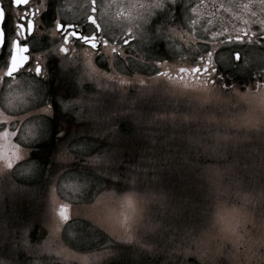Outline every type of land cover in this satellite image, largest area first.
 Returning a JSON list of instances; mask_svg holds the SVG:
<instances>
[{"label":"rangeland","instance_id":"1","mask_svg":"<svg viewBox=\"0 0 264 264\" xmlns=\"http://www.w3.org/2000/svg\"><path fill=\"white\" fill-rule=\"evenodd\" d=\"M233 4L240 19L235 15L227 26L264 33L262 0H229ZM115 8L134 11L138 4L122 0ZM145 21L103 19L111 31L135 36L136 50L122 51L118 58L110 50L98 57L80 51L62 58L58 75L76 88H69L76 93L63 99L62 108L82 119L89 132L88 138L65 146L57 158L65 167L49 174L41 191L29 184L39 176L29 154L51 128L56 101L50 83L26 72L0 80V264H186L176 256L201 264H264V42L241 46L234 66L230 50L215 43L222 31L214 29L213 21V58L224 68L217 79L237 77L247 85L225 87L223 80L198 84L173 77L188 54L185 44L175 47L174 58L163 57L161 69L167 75L147 69L156 57L140 53L149 48ZM198 22L191 19L188 27L180 26L179 41L185 42L186 31L203 34ZM44 44L36 40L34 47L40 50ZM89 61L98 68L92 79ZM120 79L128 83L122 85ZM60 98L56 96L58 103ZM185 125L193 133L188 141L179 134ZM162 134L172 137L168 146ZM212 144L209 158L220 182L216 201L207 220L190 229L185 224L192 226L193 207L189 211L183 203L175 205L181 199L170 181L175 170L163 180L162 165L193 166L191 155L179 156L175 147L205 146L207 151ZM71 151L88 155L80 163L95 175L70 169L77 162ZM200 180L194 197L206 190V180ZM24 209L27 220L20 216ZM186 210L179 225L184 230L173 239L178 232L175 215ZM166 243L174 255L162 257Z\"/></svg>","mask_w":264,"mask_h":264},{"label":"flooded vegetation","instance_id":"2","mask_svg":"<svg viewBox=\"0 0 264 264\" xmlns=\"http://www.w3.org/2000/svg\"><path fill=\"white\" fill-rule=\"evenodd\" d=\"M121 1L122 0H94L93 3V0H31L29 8L36 10V15L33 17L36 23V30L34 31L33 36L29 38L30 47L33 50V69H22L20 74L26 72L37 77L34 72V66L38 63L43 69V74L38 78L47 80L51 83L53 75L52 70L55 65L60 68V63L63 57L73 58L80 51H85L89 55L95 57H98L103 53H108L110 49L102 47L101 50L97 52L88 48L86 45L75 42L70 45L71 50L67 55L60 53L59 51L63 37L56 31L55 23L57 21L73 23L79 27L80 31L91 32L93 26L87 20V17L90 15L93 16L100 25L99 35L101 38L107 40L109 45L117 46L118 49H121V52L136 50V48H134L136 37H130L131 46L124 45L122 40L125 36L119 34L121 33V30L113 28V31H111L112 29L109 27L106 28L103 24V19H146L143 27L144 33H152L154 36L150 38L149 34L146 38V40H149V48H144L143 52L138 51L141 55H144L145 51H147L150 54L148 56L156 57L153 63L146 64L147 69L149 68L155 71H157L158 68L161 69L163 65L159 60L164 61L163 57H168L169 59L174 58L175 47H180L181 44L186 45L183 48V51L189 55H184V64L179 67H191L195 66L202 59L207 60V52L211 51L213 54V45L211 43L212 41H210L213 33V21L216 23L214 29H220L222 31L218 33L219 41H215V43L221 44L222 46H225L224 48L230 50L233 54L234 64H232L234 66L235 64H239V61H236L234 57L236 53H239L241 56L239 50L241 46L243 47L253 44L254 41L258 44L264 42L263 32L253 33L248 30H240L237 27L232 29L230 26H227L228 22L233 23L230 19H235V15H237L236 19H240L237 5L233 4L232 6H229V0H133L138 4V8L134 11L130 10L132 13L124 9L116 10L115 4ZM0 5L5 8V28L6 31L11 34L13 21L18 19L20 14L19 9L13 7L11 0H0ZM93 8H95V11H93ZM191 19H197V21H199L198 27L204 30V33L194 35L186 31L187 36L183 38L186 43L183 41L181 42L179 41L178 29L183 25L188 27V22L191 21ZM159 29L161 30L160 32L158 31ZM165 29H168L167 33L164 32ZM245 33L247 34L245 35ZM236 36H242V42H237L235 40ZM229 37L232 38L231 42H228ZM151 39H154L155 41H150ZM36 40L44 42V46H46L37 50L34 47V42ZM169 44H171V48L169 47ZM192 44L194 47H191ZM188 46L191 48V54L187 51L190 49ZM51 56L52 58L50 59ZM8 58L7 52L0 55V72H2L0 80L2 82L4 80H9V78L4 75L7 71ZM212 63L215 65L217 72H224L223 66L219 67L216 64L213 55ZM165 72H168V70ZM218 76L222 77V75ZM173 77L180 79L178 73L174 74ZM183 79L196 81L198 84L209 83L202 82L203 77L196 78L188 74H185ZM56 104L61 107V109L65 110L62 108L63 99L60 98L59 103L56 101ZM77 120L80 122L82 119ZM81 122H83V120Z\"/></svg>","mask_w":264,"mask_h":264},{"label":"trees","instance_id":"3","mask_svg":"<svg viewBox=\"0 0 264 264\" xmlns=\"http://www.w3.org/2000/svg\"><path fill=\"white\" fill-rule=\"evenodd\" d=\"M59 66H54V69L52 70V82L49 86V93L53 100V102L57 101L56 96H60L61 99H70L73 98V94H69L71 92L69 88L76 89L75 87H68V85L61 79L58 75L62 72ZM224 76V75H223ZM222 76V80L224 81V84L226 87L235 86L233 83H237L238 85L241 84V86H246L247 82L242 81L241 79L238 80L237 77H232L226 79V77ZM225 78V79H224ZM66 85V86H65ZM55 114L53 118L51 119V128L49 129L48 138L35 145L30 154L29 158L31 161L36 163L38 169H39V176L37 178H34L32 183H29L30 186H36L38 190H42L44 185V180L46 177H49V174H52V172L55 169L64 168L65 165H61L57 163V158L67 145H73L74 143L84 140V138H88L85 135L88 134V127L84 122H78L77 118L74 114H72L70 111H66L61 109L59 106H56L55 103ZM186 125L180 126L179 128V134L183 135L186 138V141L189 140V138H192L193 133L186 132ZM126 132V130H124ZM135 132V131H134ZM132 131V133L134 134ZM128 133V132H126ZM136 134V132H135ZM161 139L165 141V144L168 146L170 143V139L172 137L162 134ZM205 146H201L200 149H193V148H187L185 146L183 147H175V153L179 156H182L184 152H187L191 156H188V159H192L195 162V165L191 166H169L168 164L162 165V178L163 180H167L172 173L175 174L172 176L175 177V191L181 196L180 201L175 203L176 206L181 207V203H183L187 208V210L191 211L190 208L193 207V214H191V224L187 223L185 226L189 227L190 229H195L199 227V225L203 224L207 219H205V215L210 214V210L212 209L213 203L216 201L215 193H216V187L219 185V180L217 179V176H214V162L209 158V153L212 151L213 144L211 148H209L207 151H204ZM179 148V150H178ZM72 156L76 158L77 162L70 167V169L77 168L74 171L79 172H88L91 173V175H95V172L88 171L86 167H83L82 163L80 161H84V159L88 158V155L85 156L83 154H79L78 152L71 151ZM214 152V151H213ZM90 156V154H89ZM127 162V166H129L127 161V156H125L124 162ZM81 164V165H80ZM123 165V164H122ZM126 166V164L124 163ZM124 167V166H123ZM132 168V167H131ZM69 169V170H70ZM125 170L124 168H122ZM150 169V168H149ZM148 169V170H149ZM180 175V177H178ZM204 178L206 180V190L203 194H199L194 197L192 192H197L200 187L202 186V181L200 178ZM110 188V185L108 189ZM176 189H181L177 191ZM247 189H245L246 191ZM250 190V187L248 188ZM37 191V190H36ZM190 196H189V195ZM187 210L183 215L180 217H177L175 215V227H177L178 232L175 233V237L180 236L179 234L184 228L180 227L179 225L185 221L186 217L188 216ZM204 214V218H203ZM20 216H22L24 219L29 217V214L27 213L26 209L22 210ZM190 217V216H189ZM204 220V221H203ZM37 225V224H35ZM184 226V227H185ZM163 247V248H162ZM161 247V255L162 257L165 256L167 253L170 255H174L173 252H171L172 249H168V244L166 243L165 248L164 246ZM176 256V253H175ZM183 257L179 258L178 256L175 257V260H185L186 264H201L199 261H196L193 258L190 257Z\"/></svg>","mask_w":264,"mask_h":264},{"label":"snow or ice","instance_id":"4","mask_svg":"<svg viewBox=\"0 0 264 264\" xmlns=\"http://www.w3.org/2000/svg\"><path fill=\"white\" fill-rule=\"evenodd\" d=\"M31 0H11V3L15 9H19L18 19L13 21L12 32L9 34L5 28V19H6V11L5 8L0 5V55L3 53H8V61H7V71L4 75L9 79H15L21 72L22 69H33L32 63V48L30 47L29 38L33 36L34 31L36 30V23L33 17L36 15L35 9H30ZM94 3V0H93ZM264 3V0H262ZM159 6V5H155ZM95 11V8H93ZM88 22L93 26L91 32H83L79 30V27L73 23H66L62 21H57L55 23L56 31L59 32L63 39L62 44L59 48L60 53L67 55L71 50L70 45L75 43H80L82 45H86L88 48L99 52L101 48L110 49L113 54H116L117 58L120 56L121 49H118L115 45H109L108 41L102 39L99 35L100 25L97 23L96 19L93 16L87 17ZM262 26H264V21H261ZM247 33H245L246 35ZM131 33L128 36H125L122 40L124 45L131 46L130 37ZM18 37V38H13ZM235 40L237 42H242V36H236ZM232 38L229 37L228 42H231ZM212 52H207V60H201L195 66L191 67H179L176 69L178 72L179 78L183 79L185 74L192 75L193 77L200 78L203 77L202 82H210L212 84H216L218 80L216 73L217 69L215 65L212 63ZM234 59L236 61H240L239 53H236ZM119 61V60H118ZM164 63V61H161ZM88 77L92 79L94 74L97 73L98 68L93 65L90 61L88 62ZM34 72L37 77L43 74L42 67L36 63L34 66ZM157 73L161 76L167 75L165 71L162 69H157ZM107 74V73H104ZM264 77V73L260 74ZM108 79H112L111 76H108ZM122 85L128 83L124 79H120L119 81ZM199 82V81H198ZM226 87V86H225ZM50 107V106H49ZM49 110L48 107L44 108L43 111L47 112ZM63 158V157H62ZM61 218L64 220L68 219V216L65 215L64 209H61ZM85 264L87 262L85 261Z\"/></svg>","mask_w":264,"mask_h":264}]
</instances>
